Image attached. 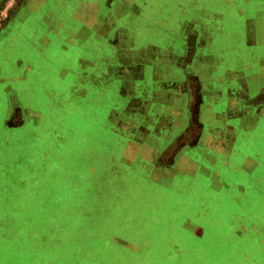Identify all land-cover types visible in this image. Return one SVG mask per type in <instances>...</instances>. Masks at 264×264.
<instances>
[{
    "label": "rangeland",
    "instance_id": "1",
    "mask_svg": "<svg viewBox=\"0 0 264 264\" xmlns=\"http://www.w3.org/2000/svg\"><path fill=\"white\" fill-rule=\"evenodd\" d=\"M146 1H134L144 15L141 20L135 14V19H126L125 31L113 41L122 51L116 56L131 64L137 61V67L151 59L156 65L180 60L187 48L181 34L198 24L181 19L202 10L204 0H157L154 13V2ZM215 1L217 6L206 0L209 10L232 14L228 0ZM26 2L0 0V37L15 32L7 38L12 42L0 47V65H11L6 54L20 49L28 59H17L13 75L0 80V101L6 83L14 82L16 88L22 82L23 90L34 86L40 111L11 116L0 124V264H264V204L251 205L248 214L242 208V213L231 212L235 203H253L251 195L241 194L247 172L255 167L247 159L253 150H233L235 136L224 148L212 131L199 142L207 141V149L191 152L197 160L206 155L213 163L207 164L210 170L189 173L187 168L195 166L170 151L201 138L196 139L197 132L180 134L176 129L167 139L150 135V115L155 112L149 109V67L144 71L147 78L138 81L135 98L119 96L113 77L144 76L143 67L113 68L114 54L109 52L102 62L101 52L111 45L84 36L71 54L63 43L57 44L54 54L67 53L68 58L60 61L57 56L55 65L60 67L51 69L49 44L24 36L16 31L18 22L11 23ZM154 27L162 34L170 29L182 33L159 36L161 50L147 34ZM40 58L49 61L40 63ZM4 104L0 102L1 111ZM166 121L159 128L164 129ZM198 124L191 121L195 130ZM174 159L180 166L168 163Z\"/></svg>",
    "mask_w": 264,
    "mask_h": 264
},
{
    "label": "crops",
    "instance_id": "2",
    "mask_svg": "<svg viewBox=\"0 0 264 264\" xmlns=\"http://www.w3.org/2000/svg\"><path fill=\"white\" fill-rule=\"evenodd\" d=\"M134 1L137 0H64V2L61 0H27L24 8L10 19L11 23L18 22L16 31L19 33L28 37H37L49 44L52 62L40 58V63L43 60L49 61L51 69L58 70L60 67L55 65L56 57L59 56L54 54L55 46L63 43L62 47L65 52L69 51L67 53H70L71 47L76 48L79 38L84 36L85 40L91 39L97 43L102 41L111 45L110 50L108 48L101 50L102 62L110 52L114 54L116 62L114 64L112 62L113 68H122L123 66L136 68L137 61L131 64L116 56L122 51L115 48L113 44V41L125 31L126 19L141 20L144 15L139 6L133 5ZM139 1L142 2V0ZM146 2H154L152 4L154 13L159 2L157 0H147ZM227 2L232 5L233 15L219 12L216 7H214V12L209 10L207 8L209 4L217 6L218 2L208 0V5H206V0H204L201 3L204 7L202 10H192L188 19H181L191 22L192 25L194 22H198V24L197 27L188 28L181 34L182 43L187 48L180 52V60L166 61L156 65L157 60L153 62L151 59L145 61L144 66L138 67H143V75L146 67H149L148 77L151 78L149 109L151 112H155V115H150V135L167 139L176 129L180 134L197 132L196 139L201 138L199 141L191 139L187 141L188 143L182 142L177 148L173 146L174 149L172 146L166 149L168 152L172 148L173 150L170 152L174 158L180 157V160L184 162L187 159L188 163L195 166L187 168L189 173H197L200 170L205 173L206 169L210 170L207 164L213 163L206 161V155L197 160L191 152L195 148L207 149V141L205 145H200L199 142L212 131L224 144L222 146L224 148L231 145L235 136L233 150H253V155L248 156L247 159H251L255 163V167L247 172L241 192L244 198L246 195H251V198L254 199L253 203L250 202L244 207L235 206V203L231 211L242 213V209H244L248 214L251 208L252 210L254 208L251 205L255 204L258 207V202L264 204V167H262L264 166V0H235L233 2L228 0ZM133 14H135V18L132 17ZM157 14L156 12L155 15ZM150 19L152 20L151 17ZM53 25L55 31L52 28ZM243 26L244 29H242ZM42 29L46 31L43 32ZM152 31L147 34L151 36L154 47H159L161 50L164 45L157 43L159 36L173 37L176 31L177 33L181 32L170 29V33L162 34V32H157V28ZM202 31L203 36H200ZM13 33L15 32L11 29L8 35L0 37V47L12 42V38L10 40L7 38L9 35L13 36ZM72 42L73 45H71ZM66 43L69 47L65 46ZM124 51L130 54L133 50ZM15 53L17 54L14 56ZM15 53L6 54L11 59L8 61L11 65H0V80L8 73L13 75L17 59H23L27 63L28 59L24 57L23 50H17ZM67 53L60 54L58 60L61 61L65 55L67 56ZM176 55L173 54L172 58ZM154 66L155 68H152ZM28 69H30L29 71L35 70L33 67ZM138 76L139 73L127 78L116 74L113 79L119 87L118 95L127 97L126 99L135 98L138 93V81H144L147 74ZM37 81L40 80L37 79ZM13 83H6L4 86V89L6 88L5 97L4 101L1 99L0 102L5 103L6 109L0 110L1 125L11 116H29L36 112L40 113L37 108L38 100L36 92L33 90L34 86H30L27 91L20 87L22 82L16 88L13 87ZM87 83L89 84L86 80V85ZM125 84L129 85L127 91H123ZM15 106L21 110L15 109ZM195 119L199 120L200 125L198 124V126H201L197 130L191 126V121L193 122ZM164 120H167L166 122L169 124L164 129L159 128ZM246 122L249 123V126L243 125ZM253 122L255 127L252 126ZM180 134L177 136L178 139H181ZM237 134H240L241 139H237ZM222 136L225 139H222ZM177 138L172 137V140L177 141ZM150 148L159 150L157 145H151ZM219 158H223V156L220 155ZM235 158L237 159L238 156ZM168 163L172 165L176 163L177 166H180V161L177 162L176 159H174V163L173 161ZM217 164L221 165V163ZM261 164L262 166H260ZM176 165L175 167H177ZM210 177L212 176L210 175ZM222 190H219L221 195L224 194L225 188ZM242 201L245 203L246 199H242Z\"/></svg>",
    "mask_w": 264,
    "mask_h": 264
},
{
    "label": "trees",
    "instance_id": "3",
    "mask_svg": "<svg viewBox=\"0 0 264 264\" xmlns=\"http://www.w3.org/2000/svg\"><path fill=\"white\" fill-rule=\"evenodd\" d=\"M89 260H90V259H89ZM85 263H86V264H95V263H93V262H92V263H90V262H89V263H88V262H85Z\"/></svg>",
    "mask_w": 264,
    "mask_h": 264
},
{
    "label": "flooded vegetation",
    "instance_id": "4",
    "mask_svg": "<svg viewBox=\"0 0 264 264\" xmlns=\"http://www.w3.org/2000/svg\"><path fill=\"white\" fill-rule=\"evenodd\" d=\"M108 56H109V54H108ZM106 58L109 59L108 57H105L104 59H106ZM86 80H87V79H86ZM89 80H90V79H89ZM87 81H88V80H87ZM90 81H91V80H90Z\"/></svg>",
    "mask_w": 264,
    "mask_h": 264
}]
</instances>
